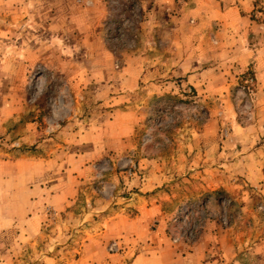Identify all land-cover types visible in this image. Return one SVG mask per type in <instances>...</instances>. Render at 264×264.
I'll return each instance as SVG.
<instances>
[{"label": "rangeland", "instance_id": "1", "mask_svg": "<svg viewBox=\"0 0 264 264\" xmlns=\"http://www.w3.org/2000/svg\"><path fill=\"white\" fill-rule=\"evenodd\" d=\"M114 1L110 8H120L118 18H97L86 10L94 3L76 0H0V238L10 233L13 219L25 216L21 205L36 197L24 173L41 176L52 165L50 158L64 155L61 145L69 142L61 132L92 127L106 136L119 134L131 119L118 109L133 106L134 131L123 138L125 144L104 142L106 152L91 161L96 178L83 177L78 200L61 216L88 211V194L96 188L104 197L117 196L118 189L122 197L101 214L114 215L120 207L134 218L139 209L125 205L138 193L160 204L149 238L163 236L186 250L209 228L213 235H232L247 263L253 256L249 227L264 229V68L262 74L256 67L233 68L237 61L215 48L212 30L205 29L201 41L192 20L185 39L171 50L158 42L161 27H142L148 0ZM64 6L72 21L62 16ZM155 63L163 69L153 77L147 67ZM139 74L143 79L137 82ZM80 147L86 148L74 144L73 151ZM54 162L50 169L58 173L70 168L67 159ZM12 169L15 193H8ZM48 213L55 216L54 210ZM49 222L26 249L0 258L3 264H68V252L79 254L73 249L80 242L71 232L61 236L60 226ZM88 227L86 221L73 233ZM113 242L118 247L112 249ZM134 244L122 236L107 247L124 255L126 264ZM46 252L51 261L42 258ZM210 255L204 264H230Z\"/></svg>", "mask_w": 264, "mask_h": 264}, {"label": "crops", "instance_id": "2", "mask_svg": "<svg viewBox=\"0 0 264 264\" xmlns=\"http://www.w3.org/2000/svg\"><path fill=\"white\" fill-rule=\"evenodd\" d=\"M111 2L112 0H93L95 5L92 3L89 6H94L86 10H91L92 15L93 13L97 14V18L106 14L109 18L112 16ZM147 2L149 4L143 3L142 7L148 11L149 17L145 16L148 20L143 23L142 27L150 29L161 27L162 35L158 42H166L168 47L173 50L174 44H181L185 39L182 37V33L188 29L192 20L194 25L191 28L201 34V41L208 35L206 30H212L216 43L215 48L221 52H227L231 61H237L232 64L233 68L236 66V69L244 72L250 66L252 69L256 67L257 71L262 74L264 68V54H261L264 53V0H148ZM61 14L65 17L70 16L65 6ZM70 17L68 20L72 21ZM73 18L76 21L78 19L77 16ZM255 38H259L260 42H256ZM185 64L186 62L183 63V65ZM161 69L163 68L159 67L157 63L147 67L149 75L153 77L160 75ZM142 75L146 74L143 72ZM142 75L139 74L134 80L139 82L143 79ZM261 92L264 93V90L261 89ZM118 110L122 117L131 119L124 120V131L119 134L106 136L103 129L92 127L86 129L85 132H74L73 130L61 132L64 135L63 140L69 144L61 145L64 155L59 154L58 159L53 157L48 161H52L51 166H53L54 160L57 162L59 159L69 160L67 166L70 168L66 172L58 173L48 166V170L40 174L41 176L24 173L29 191L36 197L32 199L29 197V206L26 203L21 205L23 212L25 209V216L13 219L14 222L9 223L10 233H14L16 226H21L20 231L13 235L3 232L7 237H1L0 242L5 241L9 244L0 243V258L12 259L21 250L26 249L29 243L36 239V235L41 233L46 221H50L60 226L61 236L71 232L70 237L80 242V248L73 249L77 250L79 254L73 251L68 252V255L64 254L70 258L68 264H123L125 256L110 253L107 247L111 240L122 236L132 237L137 243V245L134 244V250L129 249L126 257H130V262L126 264H204L207 260L206 256L212 257L210 254L215 256V259L226 257V259H230V264H264V229L255 231V224L249 227L247 233L248 239L252 240L250 248L253 249L251 251L253 256L247 263H243L242 259H245L243 256L241 257L240 250H235L237 242L232 238V235H213L209 228L202 233L192 247L186 250H183L182 245L169 243L168 238L163 236L151 235L149 238L147 230L151 220L159 213L160 204L157 200L143 199L138 193H134L132 198L134 202L125 205V208L134 205L139 209L136 217L129 218L125 215V209L120 207H117V212L114 215L101 214L110 206L114 207L122 201L117 184L123 174L114 177L117 183L115 182L113 186L117 190H114L113 194L117 196L104 197L102 189L94 188L93 194L89 193L87 197L88 211L81 215L67 212L68 216H61V212L73 207L78 200L76 196L80 193V187L86 183V180L82 181L83 177L96 178L95 175L92 176L91 161L106 152L105 148L101 149L104 142L110 146L118 143L125 144L123 138L134 131L135 119L137 120L135 116L138 112L134 110L133 106H126ZM109 123L116 124L111 121ZM74 144L86 146V148L80 147L78 151H73ZM4 163L8 166H15L14 161ZM14 174L15 170L12 169L9 175L13 180L11 186L6 190L8 193H15ZM97 174L98 172H96ZM32 185L34 186L32 187ZM112 203L113 205H111ZM49 210L55 211L54 217L50 216ZM95 216L99 218L96 219ZM86 221L89 223L88 228H85L80 235L73 233L81 223ZM237 239L239 238L237 237ZM222 249L223 251H220ZM42 255L45 261L52 260V253L46 252ZM58 255H62V251ZM58 255H54V258H57ZM0 264H3L1 260Z\"/></svg>", "mask_w": 264, "mask_h": 264}, {"label": "built area", "instance_id": "3", "mask_svg": "<svg viewBox=\"0 0 264 264\" xmlns=\"http://www.w3.org/2000/svg\"><path fill=\"white\" fill-rule=\"evenodd\" d=\"M76 1L81 4H86V5H90L93 3V0H76ZM116 247H118V242H113L111 245V248L114 249Z\"/></svg>", "mask_w": 264, "mask_h": 264}, {"label": "trees", "instance_id": "4", "mask_svg": "<svg viewBox=\"0 0 264 264\" xmlns=\"http://www.w3.org/2000/svg\"><path fill=\"white\" fill-rule=\"evenodd\" d=\"M110 9L112 10V16H116V18H118V17L120 16L121 13H119V11H120V8H119V7H117V6L115 5V6H112ZM112 16H111V17H112ZM193 90H194V89H193ZM194 91H195V90H194Z\"/></svg>", "mask_w": 264, "mask_h": 264}]
</instances>
